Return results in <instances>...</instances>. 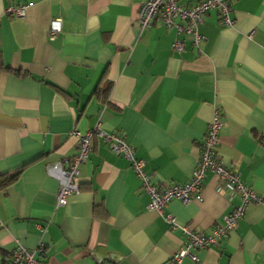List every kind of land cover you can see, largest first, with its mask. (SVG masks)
I'll return each instance as SVG.
<instances>
[{
    "label": "crops",
    "instance_id": "obj_1",
    "mask_svg": "<svg viewBox=\"0 0 264 264\" xmlns=\"http://www.w3.org/2000/svg\"><path fill=\"white\" fill-rule=\"evenodd\" d=\"M146 0H0V264L18 245L39 247L38 264H170L187 236L149 208L150 195L128 160L94 137L80 166V193L56 206L59 181L48 164L77 151L74 129L98 123L126 136L157 186L183 184L218 111V157L262 198L216 245L184 264H264V0H233V26L212 10L174 51L161 20L139 25ZM201 0H179L193 5ZM29 4L25 17L6 14ZM52 21L61 30L51 34ZM206 172L203 199H173L165 212L211 233L241 203ZM46 226V232L41 230Z\"/></svg>",
    "mask_w": 264,
    "mask_h": 264
},
{
    "label": "built area",
    "instance_id": "obj_2",
    "mask_svg": "<svg viewBox=\"0 0 264 264\" xmlns=\"http://www.w3.org/2000/svg\"><path fill=\"white\" fill-rule=\"evenodd\" d=\"M232 1L201 0L196 4L186 5L180 3L179 0H146L141 4L138 21L142 29L151 27L157 20H161L170 28H175L177 36L172 46L174 51L181 52L185 49V41L180 35L190 36L195 45H200L203 39L200 26L210 11L217 10L219 12L222 25L233 26ZM28 7L29 4H13L5 12L22 18L26 16ZM61 27V21H52V37L61 30ZM221 125L219 113L216 111L191 177L183 184H164L162 186L153 183L151 176L146 171L145 160L136 155L135 147L127 140L126 136L106 131L100 123L87 132L74 129L72 134L77 138L76 153L65 160L66 166L63 165V161H58L48 164L47 167L48 174L59 181L56 206H66L73 195L80 193V166L91 152L94 137H100L113 152L123 155L128 160L130 167L138 175L144 189L150 195L149 208L157 211L171 230H180L187 236L186 241L172 253L170 264H184L186 257L199 262V257L194 253V250L211 247L216 245L221 238L227 237L231 231L237 228L248 206L262 200L253 188L243 182L241 172L237 168L229 169L218 157L217 149L220 142ZM209 170L213 171L219 179L226 181L224 186H217V190L220 193H226L229 199L239 194L241 203L231 213L225 215L223 225H217L211 233H205L192 230L188 225L181 224L176 216L166 213L165 209L173 199H178L185 204L201 201L206 172ZM0 224H3L1 218ZM41 230L46 232L47 227L41 226ZM43 248V242L39 247L32 249L19 244L12 251L8 264H38L36 256L38 251Z\"/></svg>",
    "mask_w": 264,
    "mask_h": 264
},
{
    "label": "trees",
    "instance_id": "obj_3",
    "mask_svg": "<svg viewBox=\"0 0 264 264\" xmlns=\"http://www.w3.org/2000/svg\"><path fill=\"white\" fill-rule=\"evenodd\" d=\"M23 170H24L23 168H20L14 172L0 176V189H5L10 184L15 182L20 177V175L23 173Z\"/></svg>",
    "mask_w": 264,
    "mask_h": 264
}]
</instances>
